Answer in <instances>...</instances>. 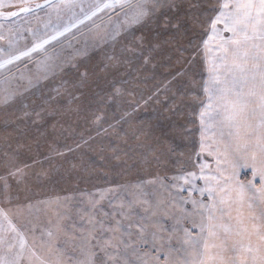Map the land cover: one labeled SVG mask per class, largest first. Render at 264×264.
<instances>
[{
	"label": "rangeland",
	"instance_id": "obj_1",
	"mask_svg": "<svg viewBox=\"0 0 264 264\" xmlns=\"http://www.w3.org/2000/svg\"><path fill=\"white\" fill-rule=\"evenodd\" d=\"M40 1L0 8V63L12 61L0 68V262L79 264L86 241L111 236L123 211L128 218L115 219L125 241L129 223L148 225L147 241L134 245L148 264H183L185 229L199 235L200 205L211 202L201 175L261 186L251 154L226 159L218 135L201 137L202 42L215 0H164L140 23L127 8H104L111 0H51L6 15ZM17 168L22 179L9 175ZM189 173L192 183L174 179Z\"/></svg>",
	"mask_w": 264,
	"mask_h": 264
},
{
	"label": "snow or ice",
	"instance_id": "obj_2",
	"mask_svg": "<svg viewBox=\"0 0 264 264\" xmlns=\"http://www.w3.org/2000/svg\"><path fill=\"white\" fill-rule=\"evenodd\" d=\"M163 6L164 0H111L103 5L104 8L129 9L133 23H140ZM3 7V0H0V8ZM28 11L30 9L27 7L19 9V12ZM19 12L8 11L6 15L13 17L19 15ZM125 15L129 13L126 12ZM3 16L5 13L0 12V17ZM207 25L205 34L208 39L202 42L208 71V79L201 84L207 98L206 102L201 101L203 106L199 113L202 140L208 132L213 137L218 135L220 142L224 144L223 154L226 159L229 154L234 157L239 155L241 158L251 154L254 164L259 165L258 173L254 171L253 177L259 175L261 186L256 189L252 181L246 185L237 183L233 186L228 178L221 181L216 177L201 175L200 178L205 180V188L200 189V192L203 194L207 191L211 202L200 205L203 211L200 212L199 235L193 237L185 229L186 238L183 243L187 247L184 249L183 264H264V0H215L213 14L208 16ZM209 41H215L214 48L209 47ZM47 43L45 40L36 44L33 49L21 52L13 59L29 56L30 52ZM210 53H215L212 59H208ZM11 62L9 60L4 63ZM4 63H0V68L4 67ZM257 115L258 123L255 122ZM9 175L17 179L23 178L20 168L10 171ZM195 178L196 173H189L188 176L174 179L192 183ZM3 179L0 177V180ZM213 179L216 180L215 185L211 183ZM253 189L260 193L259 197ZM105 198V195H101L99 199L94 197L93 207ZM257 200L258 215L254 208ZM193 204L196 202L193 201ZM123 207L121 204V208ZM128 207L132 208L131 201ZM0 215H4L3 209H0ZM116 215L128 218V214L123 211L113 213L114 224L106 229L112 235L107 238L92 235L91 240L96 242L91 244V240L86 241L91 247L87 252V259L79 264H148L139 255V248L134 246L137 241H147L148 225L129 223L126 233L129 239L125 241L122 238L124 233L121 232L122 221L115 219ZM89 223L93 224V228L95 223L104 227L99 221L94 223L90 220ZM9 226L12 231H16L11 222ZM54 228L59 231L61 225L57 223ZM133 228L136 229L135 240L132 239ZM118 233L120 236H117ZM17 235L20 236L18 232ZM47 235L52 237L53 232L49 231ZM4 242V238L0 236V244ZM24 243L23 236H20L21 248ZM11 247L13 245L10 244L9 248ZM91 248H98L104 258L97 262V253ZM49 251H52L51 247ZM41 264L45 262L41 261ZM55 264H63V260L58 258Z\"/></svg>",
	"mask_w": 264,
	"mask_h": 264
},
{
	"label": "crops",
	"instance_id": "obj_3",
	"mask_svg": "<svg viewBox=\"0 0 264 264\" xmlns=\"http://www.w3.org/2000/svg\"><path fill=\"white\" fill-rule=\"evenodd\" d=\"M252 171H253V172L256 171V172L258 173L259 168L252 169ZM257 176L259 177V175H257ZM259 179H260V177H259ZM256 189H259V188H256ZM252 191L255 192V195H256L257 197H259L260 193H259L258 191H256L255 189H253ZM251 194H252V192L250 191V192H249V195H251ZM254 208H255V211H256V213H257V215H258V214H259V200H257V201L255 202V204H254Z\"/></svg>",
	"mask_w": 264,
	"mask_h": 264
},
{
	"label": "trees",
	"instance_id": "obj_4",
	"mask_svg": "<svg viewBox=\"0 0 264 264\" xmlns=\"http://www.w3.org/2000/svg\"><path fill=\"white\" fill-rule=\"evenodd\" d=\"M46 3H48V0H42V1L38 2L35 6L30 7L29 9L36 8L37 5L42 6V5L46 4ZM27 8H28V7H27ZM4 13H5V12H4Z\"/></svg>",
	"mask_w": 264,
	"mask_h": 264
},
{
	"label": "water",
	"instance_id": "obj_5",
	"mask_svg": "<svg viewBox=\"0 0 264 264\" xmlns=\"http://www.w3.org/2000/svg\"><path fill=\"white\" fill-rule=\"evenodd\" d=\"M51 0H48V2H50ZM0 12H3V11H0ZM17 12H19V10L17 11Z\"/></svg>",
	"mask_w": 264,
	"mask_h": 264
}]
</instances>
